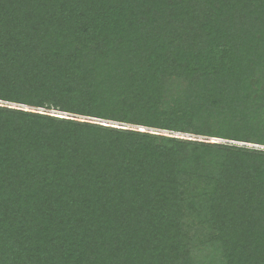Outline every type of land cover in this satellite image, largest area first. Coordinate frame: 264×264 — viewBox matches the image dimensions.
<instances>
[{"label": "trees", "instance_id": "trees-1", "mask_svg": "<svg viewBox=\"0 0 264 264\" xmlns=\"http://www.w3.org/2000/svg\"><path fill=\"white\" fill-rule=\"evenodd\" d=\"M0 264H264V0H0Z\"/></svg>", "mask_w": 264, "mask_h": 264}]
</instances>
